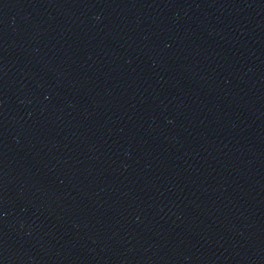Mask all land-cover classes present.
<instances>
[{
    "label": "water",
    "instance_id": "1",
    "mask_svg": "<svg viewBox=\"0 0 264 264\" xmlns=\"http://www.w3.org/2000/svg\"><path fill=\"white\" fill-rule=\"evenodd\" d=\"M0 264H264V0H0Z\"/></svg>",
    "mask_w": 264,
    "mask_h": 264
}]
</instances>
